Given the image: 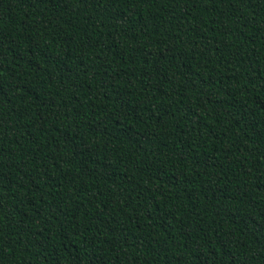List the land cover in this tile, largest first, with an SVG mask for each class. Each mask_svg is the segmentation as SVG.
<instances>
[{"label": "trees", "instance_id": "16d2710c", "mask_svg": "<svg viewBox=\"0 0 264 264\" xmlns=\"http://www.w3.org/2000/svg\"><path fill=\"white\" fill-rule=\"evenodd\" d=\"M0 264H264V0H0Z\"/></svg>", "mask_w": 264, "mask_h": 264}]
</instances>
